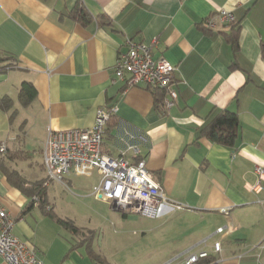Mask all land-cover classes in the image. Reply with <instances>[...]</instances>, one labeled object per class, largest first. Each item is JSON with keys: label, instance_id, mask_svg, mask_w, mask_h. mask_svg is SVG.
Wrapping results in <instances>:
<instances>
[{"label": "crops", "instance_id": "crops-1", "mask_svg": "<svg viewBox=\"0 0 264 264\" xmlns=\"http://www.w3.org/2000/svg\"><path fill=\"white\" fill-rule=\"evenodd\" d=\"M77 9L88 13L86 22L72 16ZM219 10L231 13L238 26L221 22ZM126 38H156L153 56L177 67V99L168 110L156 106L152 89L115 78ZM263 49L264 0H0V53L13 61L0 71V98L12 100L11 109H0V202L14 217L13 234L31 244L44 264H95L85 245L47 214L59 217L47 201L49 183L39 203L5 170L18 172L24 186L45 180L41 149L48 128H90L99 108L116 105L103 151L118 156L132 136L140 154L127 152L126 159L143 158L163 194L183 206L163 205L148 216L156 223L140 226L134 254L144 264H165L205 248L212 264H260L264 178L260 190L251 186L258 178L254 166L264 167ZM24 81L35 89L27 106L18 99ZM219 110L237 114L232 146L200 133ZM215 240L219 252L212 251ZM0 264H7L1 256Z\"/></svg>", "mask_w": 264, "mask_h": 264}, {"label": "built area", "instance_id": "built-area-1", "mask_svg": "<svg viewBox=\"0 0 264 264\" xmlns=\"http://www.w3.org/2000/svg\"><path fill=\"white\" fill-rule=\"evenodd\" d=\"M216 17L221 22L234 21L233 15L226 10H219ZM156 41L155 38L151 43H145L126 38L125 49L118 53L114 65V75L128 86L143 84L152 90H161L164 93L162 105L168 110L177 99V91L173 87V73L177 67L162 56H153L152 44ZM117 111L116 105L99 108L90 128H48L41 149L42 167L46 173L43 186L48 184V180L62 182L68 174L91 176L95 172L99 179L91 189L94 197L109 202L124 214L155 216L163 205L182 209L181 204L171 203L163 194L159 184L147 170L143 158L134 163L126 159L127 152L137 156L140 154L132 136L124 140V147L120 149L118 156L113 157L103 151L102 141L107 122ZM4 151L5 145L0 144V152ZM254 172L258 178L251 189L258 191L261 188L260 181L264 178V167L256 165ZM38 199L37 196L32 198L36 202ZM227 211L228 208L220 209L223 213ZM14 223V217L0 202V256L7 264H44L31 244L13 234ZM223 230L224 227L221 226L216 228L215 232L222 233ZM211 246L213 252H219L221 243L215 240ZM210 253L211 251L205 248L186 250L165 264H200ZM256 257L260 264H264V255L256 253Z\"/></svg>", "mask_w": 264, "mask_h": 264}, {"label": "rangeland", "instance_id": "rangeland-1", "mask_svg": "<svg viewBox=\"0 0 264 264\" xmlns=\"http://www.w3.org/2000/svg\"><path fill=\"white\" fill-rule=\"evenodd\" d=\"M98 179L99 175L94 172L91 176L68 174L62 182L48 180L47 201L60 218L71 220L81 229L77 234L72 233L75 241L88 242L111 264H144V257L134 254L138 247L135 242L143 236L142 224L149 227L156 222L140 213L123 215L109 202L95 198L91 189ZM153 235L146 233V236ZM148 239L143 240L145 246Z\"/></svg>", "mask_w": 264, "mask_h": 264}, {"label": "trees", "instance_id": "trees-1", "mask_svg": "<svg viewBox=\"0 0 264 264\" xmlns=\"http://www.w3.org/2000/svg\"><path fill=\"white\" fill-rule=\"evenodd\" d=\"M72 16L76 17L77 20H80L82 22H86L89 19L88 13L84 12L81 9L73 10ZM233 24H235L236 27L238 26L236 20L229 23V25H233ZM231 39H232L231 40L232 48L235 49L236 43L233 34L231 35ZM263 56H264V49H263ZM12 63L13 61L9 56L0 53V71L10 68L12 66ZM153 93H154L156 106L157 107L163 106L162 104H163L164 93L159 89H153ZM34 97H35V89L33 85L27 81L22 82L18 90V99L20 104L22 106H27L34 99ZM11 107H12V100L10 97L3 96L0 98V109L4 111H8L9 109H11ZM111 118L109 119V121L111 120ZM238 129H239V120L237 114L228 110H219L208 121V123L205 124L204 127L200 129V133L214 143L225 146H232L237 138ZM5 173L8 175L9 180H11V182L21 191H23L25 194H27L28 196H37L39 198L38 199L39 203L45 202V198H44L45 187L43 186V182L45 180L36 181L28 186H24L26 181L22 178V176L18 174V172L16 171L7 172L5 170ZM47 214H49V216L54 218L61 226L68 229L71 233L77 234L81 232V229L75 226L71 220L57 217L52 211L47 212ZM123 215L125 214L123 213ZM81 243L85 245L88 254L91 256L95 264H111L108 260H106L103 256H101V254H99L97 251L92 249L91 245L88 242L81 241ZM211 262H212V258L209 256L201 260L200 264L202 263L212 264Z\"/></svg>", "mask_w": 264, "mask_h": 264}, {"label": "water", "instance_id": "water-1", "mask_svg": "<svg viewBox=\"0 0 264 264\" xmlns=\"http://www.w3.org/2000/svg\"><path fill=\"white\" fill-rule=\"evenodd\" d=\"M112 208L115 209V210H118V209H116L114 206H112ZM118 211H119V210H118Z\"/></svg>", "mask_w": 264, "mask_h": 264}]
</instances>
